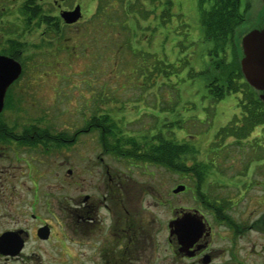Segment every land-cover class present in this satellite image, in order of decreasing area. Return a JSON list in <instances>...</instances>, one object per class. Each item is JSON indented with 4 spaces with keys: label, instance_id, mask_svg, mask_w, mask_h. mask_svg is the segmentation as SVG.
<instances>
[{
    "label": "flooded vegetation",
    "instance_id": "obj_1",
    "mask_svg": "<svg viewBox=\"0 0 264 264\" xmlns=\"http://www.w3.org/2000/svg\"><path fill=\"white\" fill-rule=\"evenodd\" d=\"M258 5L264 22V0ZM25 8L27 34L23 14L15 22L20 31H9L7 19L0 23V55L21 64L0 112V264H264L263 125L242 138L239 160L212 162L223 164L218 171L226 178L210 181L214 191L192 192V204L179 199L182 192L156 194L152 203L144 183L147 137L128 131L142 144L120 151L118 133L105 146L102 123L93 127L82 98L72 109L64 87H51L54 97L45 104L25 97V73L31 85L36 73L74 70L61 61L91 55L88 39L98 55L105 20L119 21L111 11L147 8V0H27ZM72 11L77 18L68 22ZM55 77L54 85L62 82L45 78ZM25 100L36 112L5 113ZM152 204L163 206L159 215ZM187 216L196 224L183 236L179 224Z\"/></svg>",
    "mask_w": 264,
    "mask_h": 264
},
{
    "label": "rangeland",
    "instance_id": "obj_2",
    "mask_svg": "<svg viewBox=\"0 0 264 264\" xmlns=\"http://www.w3.org/2000/svg\"><path fill=\"white\" fill-rule=\"evenodd\" d=\"M26 1L27 0H0V23H2L1 19H7L4 24L8 26L9 31H11L10 28L19 31L22 29L21 26L15 25V22H17L16 19L22 18L19 15L23 14V26L25 28L23 32L27 34L28 31L25 25L27 14L24 12L26 9ZM173 1L175 15L170 25L175 24V27L180 25V30L177 35L178 38L181 39L186 36L189 40H193L194 44L191 50L186 49L189 52L190 64L179 69V71L172 75L169 81H167V85L158 81V86L159 84H162V86L159 88L156 86L148 91L147 89L145 90L141 87H137V83H135L136 80H131L136 73L135 69L137 68V64L134 61L136 57L130 50L125 49L126 47L124 45H121L125 44L124 40L128 36L125 32H120L117 27L118 29L116 28L115 32L110 34L111 37L108 38V42L102 40L103 49L98 55H96V51H94L96 45L95 40L91 41L92 39H88L87 41L92 45V51L90 52L93 53L91 55L87 57L80 55L72 57V63L68 58L61 61V63L65 65H75L76 67L74 70L68 68L70 71L60 72L59 70L57 71L58 67H56L53 69L55 72L36 73L34 80L30 83L31 85L27 84L26 79H28V74L25 73L21 81V84L26 89L25 97H29L30 99L36 98L34 99L36 104H38L37 102L42 103L46 100L43 103L45 104L51 102L54 97L52 88L60 91L64 87L71 97L70 106L72 109L78 108L82 98L87 105L86 114H88V117H93L92 115H94L96 111L99 113L105 111L110 112L118 121L119 125L123 126L126 133H128V131L133 133L134 130H136L139 134H142L143 130L140 128L143 126V123L147 126V130L159 126V128H163L165 132H168L167 135L169 136L174 134L173 131H175L176 138L179 142H191L196 145L198 152L195 154V158L198 161L204 160L206 151H211L214 160L221 163L229 161L230 156L234 157L233 160H239L241 156L239 151L242 148V144L241 142L238 143L234 137L227 138L222 144L225 145L224 149H226L222 155L220 154L221 152L218 151L219 147L211 144L217 130L221 126L232 122L235 114H239V94H228L215 104L210 103L209 97H204V95L207 94V86L204 80L201 79L202 76H192L189 73L191 67H195L196 69L200 67V58H202V56L204 57L206 49L211 47L210 41H196L201 27L198 0ZM156 5L157 3L153 2V0H147V8H140L142 9V13L139 14V16L142 19L141 23L145 26V29H147V24H150L153 15L151 11L146 10L152 9ZM241 6L243 9L249 6V10L246 15V20L237 29V35L261 25V21L258 19V0H242ZM147 13L149 16L148 20L145 18L147 17ZM116 20L120 19L117 17ZM129 22L133 23V18L129 19ZM131 27L133 28L132 35L134 36L137 29L134 24H131ZM110 28L111 27H109V29ZM82 35L85 37L83 33ZM155 36V39L158 40L163 37V33H156ZM24 37L26 42L29 37L28 35ZM169 44L171 43L169 42ZM157 45H152L149 49H153L162 54L163 50L159 51L162 49V44L160 43V45ZM32 55V48L27 47L25 58L28 57V59H30ZM171 55L173 58L176 56L179 57L177 51L173 52ZM179 55H182V53ZM204 59L206 58L204 57ZM179 63V60L176 61V66H178L177 64ZM50 64L56 65L54 62ZM96 64H101L100 68L98 67L99 71H97ZM84 65H87V68L84 69ZM82 69L85 71L81 72ZM49 74L56 75L58 80L62 81L58 83L61 87L54 85L55 81H57L56 77L50 78L51 83L47 81L45 77ZM142 95L147 98V103L135 101L136 97ZM27 101L28 100H25L23 104L19 103L16 109L11 108V106L8 107L5 113L15 114L21 111L36 112L35 107L28 104ZM73 114L79 117L80 111L73 110ZM176 120L184 121L181 129L176 126H171V123ZM10 122L14 123V121ZM256 138L257 137H254L252 140H256ZM123 148L124 151L128 150L127 146ZM186 161L192 164L195 162V159L188 158ZM219 166H223V164ZM211 172V175L206 178L203 184V191H214L215 186L210 184L212 179L221 183L226 180L225 174L218 171V166L215 167L213 165ZM190 182L189 178L181 180L178 172L147 162V177L144 183L147 187V193H151V196H147V202L151 201L154 203L157 201L158 198L155 195L159 193L164 194V196L168 198L169 196H167V194L173 193V188L177 184L185 183L189 185ZM194 189L195 187L190 185L188 190L183 191V194L178 196L179 199H184L185 204H192V201L189 199L192 198L191 194ZM140 191L141 187L136 185V192ZM194 192L196 191L194 190ZM171 198L175 197L172 196ZM149 209L159 215L163 206H155L152 204L149 206Z\"/></svg>",
    "mask_w": 264,
    "mask_h": 264
},
{
    "label": "trees",
    "instance_id": "obj_3",
    "mask_svg": "<svg viewBox=\"0 0 264 264\" xmlns=\"http://www.w3.org/2000/svg\"><path fill=\"white\" fill-rule=\"evenodd\" d=\"M153 2L157 5L146 10L153 14L150 24H147V29L141 23L142 19L139 14L142 13V9L140 8L111 11L116 12L120 22L112 23L105 20L103 25L106 42L117 27L120 32L127 34L125 44L121 45L135 55L136 60L134 61L137 64L136 73L134 72L135 75L131 80H136L137 87L147 89V91L158 86V81L167 85L172 75L189 65V52L186 49L191 50L194 44V41L186 36L178 38L180 25L176 27L175 24L170 25L175 15L174 1L153 0ZM241 2L242 0H198L201 27L196 41H210L211 47L206 49L204 55L206 59L203 56L200 58V67L198 69L191 67L189 73L192 76H202L201 79L207 86V94L204 97H209L210 103H218L231 93L239 94V114H235L232 122L221 126L211 141L212 145L219 147L218 151L221 155L226 151L225 145L222 144L227 138L234 137L240 143L242 138L248 136L254 128L259 125L264 126V100L260 98L259 91L245 79L240 64V40L243 33L237 35V29L246 20L249 10V6L243 9ZM148 17L147 13L145 18L148 20ZM131 18H133V23L129 22ZM131 24H134L137 29L134 36ZM156 33H163V37L156 40ZM160 43L162 49L159 51L163 50L162 54L149 49L152 45H160ZM175 51L178 52L179 57L173 58L171 54ZM180 53L182 55H179ZM178 60L180 63L176 66ZM161 86L162 84H159L158 88ZM135 101L147 103V98L142 95L136 97ZM91 122L93 127H96L97 122L102 123V128L106 131L103 136L105 146H113V139L117 133L120 151H123V147L128 144H142L138 140V134L126 133L123 126L119 125L110 112L105 111L100 116L92 117ZM183 124L184 121L176 120L171 123V126L181 129ZM142 125L140 128L143 130L142 137H147V162L163 166L178 174L186 173L188 175L186 178L191 181L189 185L187 184L188 188L193 185L196 192H203V184L212 173L214 158L211 151H206L204 160L198 161L195 158L198 152L196 145L191 142H179L175 131L169 136L168 132L159 126L147 130V126L144 123ZM188 158L195 159V162L187 163ZM221 167L218 166V170L222 171Z\"/></svg>",
    "mask_w": 264,
    "mask_h": 264
},
{
    "label": "water",
    "instance_id": "obj_4",
    "mask_svg": "<svg viewBox=\"0 0 264 264\" xmlns=\"http://www.w3.org/2000/svg\"><path fill=\"white\" fill-rule=\"evenodd\" d=\"M77 18L75 11L66 14V20L72 22ZM259 19V17H258ZM260 21V19H259ZM240 64L245 79L259 91V96L264 100V22L259 27L248 30L242 34L240 40ZM21 64L14 58L0 55V112L4 108L5 94L8 86L19 77ZM186 189L185 184H178L173 188L174 193ZM195 219L189 216L179 225V233L183 236L194 234ZM183 240H186L184 238Z\"/></svg>",
    "mask_w": 264,
    "mask_h": 264
}]
</instances>
